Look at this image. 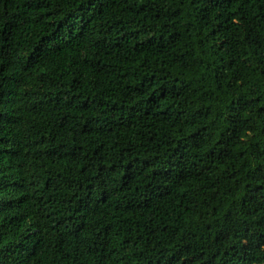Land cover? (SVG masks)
Instances as JSON below:
<instances>
[{
  "label": "trees",
  "instance_id": "trees-1",
  "mask_svg": "<svg viewBox=\"0 0 264 264\" xmlns=\"http://www.w3.org/2000/svg\"><path fill=\"white\" fill-rule=\"evenodd\" d=\"M0 264H264V0H0Z\"/></svg>",
  "mask_w": 264,
  "mask_h": 264
}]
</instances>
